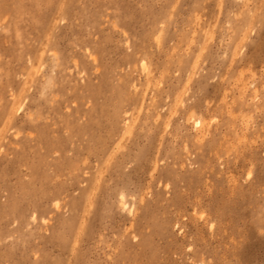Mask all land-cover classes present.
Segmentation results:
<instances>
[{"label": "rangeland", "instance_id": "1", "mask_svg": "<svg viewBox=\"0 0 264 264\" xmlns=\"http://www.w3.org/2000/svg\"><path fill=\"white\" fill-rule=\"evenodd\" d=\"M0 264H264V0H0Z\"/></svg>", "mask_w": 264, "mask_h": 264}, {"label": "bare ground", "instance_id": "2", "mask_svg": "<svg viewBox=\"0 0 264 264\" xmlns=\"http://www.w3.org/2000/svg\"><path fill=\"white\" fill-rule=\"evenodd\" d=\"M159 39V38H158ZM199 125V121H196V126H198Z\"/></svg>", "mask_w": 264, "mask_h": 264}]
</instances>
